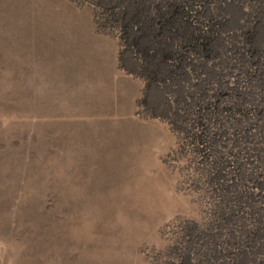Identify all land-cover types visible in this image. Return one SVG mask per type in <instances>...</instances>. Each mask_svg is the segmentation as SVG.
Instances as JSON below:
<instances>
[{"label": "rangeland", "instance_id": "obj_1", "mask_svg": "<svg viewBox=\"0 0 264 264\" xmlns=\"http://www.w3.org/2000/svg\"><path fill=\"white\" fill-rule=\"evenodd\" d=\"M0 264H264V0H0Z\"/></svg>", "mask_w": 264, "mask_h": 264}, {"label": "bare ground", "instance_id": "obj_2", "mask_svg": "<svg viewBox=\"0 0 264 264\" xmlns=\"http://www.w3.org/2000/svg\"><path fill=\"white\" fill-rule=\"evenodd\" d=\"M180 8V7H179ZM175 11V10H174ZM181 12V11H180ZM183 12V11H182ZM186 13V12H185ZM141 14H144V10L143 9H139L137 8V10L134 12V16H131L134 20H136L135 23H137V21H140V16ZM183 16V15H182ZM142 17V16H141ZM182 18V17H181ZM173 19V18H172ZM186 19V18H184ZM167 20V19H166ZM175 20V19H174ZM178 20V19H177ZM172 21V20H171ZM133 22V21H132ZM170 22V21H169ZM138 24H141L140 22ZM173 24V22H172ZM167 56V55H166ZM172 71V70H171Z\"/></svg>", "mask_w": 264, "mask_h": 264}]
</instances>
